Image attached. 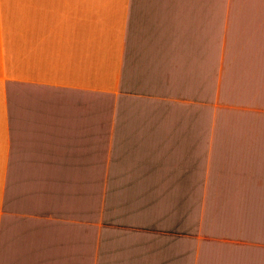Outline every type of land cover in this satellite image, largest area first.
<instances>
[{"label": "crops", "instance_id": "1", "mask_svg": "<svg viewBox=\"0 0 264 264\" xmlns=\"http://www.w3.org/2000/svg\"><path fill=\"white\" fill-rule=\"evenodd\" d=\"M0 264H264V0H0Z\"/></svg>", "mask_w": 264, "mask_h": 264}, {"label": "rangeland", "instance_id": "2", "mask_svg": "<svg viewBox=\"0 0 264 264\" xmlns=\"http://www.w3.org/2000/svg\"><path fill=\"white\" fill-rule=\"evenodd\" d=\"M220 49V48H218ZM222 54L215 51L214 55V96H215V125L221 112V79H222ZM205 126L204 123H202Z\"/></svg>", "mask_w": 264, "mask_h": 264}]
</instances>
